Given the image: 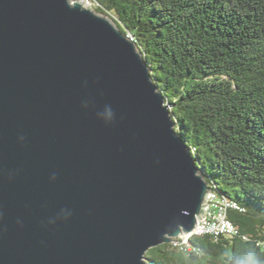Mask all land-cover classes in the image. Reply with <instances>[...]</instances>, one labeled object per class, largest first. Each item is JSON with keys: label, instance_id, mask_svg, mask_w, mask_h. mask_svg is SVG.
Wrapping results in <instances>:
<instances>
[{"label": "water", "instance_id": "water-1", "mask_svg": "<svg viewBox=\"0 0 264 264\" xmlns=\"http://www.w3.org/2000/svg\"><path fill=\"white\" fill-rule=\"evenodd\" d=\"M130 34L83 0H0V264H147L205 217L216 184Z\"/></svg>", "mask_w": 264, "mask_h": 264}, {"label": "trees", "instance_id": "trees-1", "mask_svg": "<svg viewBox=\"0 0 264 264\" xmlns=\"http://www.w3.org/2000/svg\"><path fill=\"white\" fill-rule=\"evenodd\" d=\"M134 37L176 130L241 235L149 249L147 264H264V0H98ZM103 8V9H102Z\"/></svg>", "mask_w": 264, "mask_h": 264}, {"label": "built area", "instance_id": "built-area-1", "mask_svg": "<svg viewBox=\"0 0 264 264\" xmlns=\"http://www.w3.org/2000/svg\"><path fill=\"white\" fill-rule=\"evenodd\" d=\"M83 2L96 8L100 6L98 0H83ZM130 37L134 39L131 34ZM240 208L241 206L236 201L220 193L214 187L206 202L205 217L198 220L195 232L183 240L180 237H175L171 243L180 250L188 252L192 249L191 238L194 236L212 235L217 239L222 235L229 237L241 235L240 229L228 217L230 209ZM241 236L248 239L247 235L242 234ZM261 244L264 247V242Z\"/></svg>", "mask_w": 264, "mask_h": 264}, {"label": "bare ground", "instance_id": "bare-ground-1", "mask_svg": "<svg viewBox=\"0 0 264 264\" xmlns=\"http://www.w3.org/2000/svg\"><path fill=\"white\" fill-rule=\"evenodd\" d=\"M103 9V8H102Z\"/></svg>", "mask_w": 264, "mask_h": 264}]
</instances>
